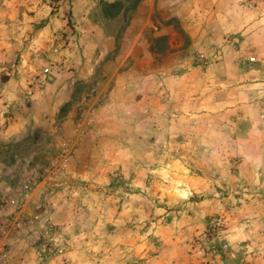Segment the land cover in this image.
<instances>
[{"label":"crops","instance_id":"1","mask_svg":"<svg viewBox=\"0 0 264 264\" xmlns=\"http://www.w3.org/2000/svg\"><path fill=\"white\" fill-rule=\"evenodd\" d=\"M9 4L12 7V1L0 0V24L6 29L0 30V69L11 68L0 80V229L9 226L1 235L8 243L1 264H20L28 257L36 264L30 242L46 236L47 222L35 211L44 179H34L14 217L8 201L32 178L27 173L30 155L34 158L48 149L47 142L53 143L55 152L61 134L80 143V134L89 130L82 127L79 134L80 128L64 115L56 125L55 111L65 99L61 85L66 76L82 69L83 63L93 67L99 60L105 77L96 85L97 95L84 102L82 118L126 119L128 112L134 124L125 133L144 135V140L155 135L152 141L166 150L183 151L181 157L168 158L169 167L194 162L207 167L200 171L204 190L216 198L235 197L240 203L228 208L226 224L231 232L221 240L228 245L244 240L238 248L249 259V215L236 221L234 215L250 202L264 203V0H139L122 26V9L96 21L89 16L92 5L87 3L91 38L86 32L90 45L87 41L84 47L75 44L74 34L63 35L65 29L60 34L48 30V42L40 36L46 28L22 42L27 32L14 31L17 21L26 29L39 15L28 11L18 17L16 12L15 17L6 8ZM199 51L208 56L216 52V63L196 65ZM43 67H49L44 75L48 86L44 91L27 90L26 82ZM31 132L39 133L41 142L27 144ZM169 173L167 178L173 179L176 173ZM259 179L263 183L254 193L252 181ZM256 210L264 216L263 210ZM15 217L13 230L10 221ZM56 262L57 257L47 264Z\"/></svg>","mask_w":264,"mask_h":264},{"label":"rangeland","instance_id":"2","mask_svg":"<svg viewBox=\"0 0 264 264\" xmlns=\"http://www.w3.org/2000/svg\"><path fill=\"white\" fill-rule=\"evenodd\" d=\"M10 1L12 7L9 4L6 8L9 12L12 9L15 17L16 12L31 11L39 15L38 21L32 22L29 27L31 32L17 21L14 31L27 32L22 42L45 28L40 36L42 42H48V30L55 29L60 34L61 29H65L63 35L74 34L75 44L84 47L87 41L90 45L91 38L87 3L92 5V15L89 16L96 21H102V17H112L122 9V26L129 10L139 0L112 3L105 0ZM3 8L5 13V6ZM0 30H6L4 24H0ZM175 30L180 33L176 27ZM86 32L90 38H87ZM37 45H41V42ZM94 56V53L89 55L92 59ZM23 61L28 63V60ZM94 63L93 67L87 62L83 63L82 69H79L82 72L77 69L66 76L61 85L65 99L55 111L56 125L63 121L64 115L68 116L73 126L80 128L79 134L82 127H89L86 134H80L83 136L80 143V140L76 144L68 135L62 134L56 139L57 149L58 142L69 140L74 146V155L62 168L49 167L57 150L54 152L53 143L47 142L48 149L40 150V154L34 158L31 155L28 157L27 173L31 174L30 179H44L39 193L40 201L35 208L47 222L44 229L46 236L43 238L62 248V254L51 259L57 257V264H264V216L256 213V209L264 211L263 202H250L249 207L234 215V221L245 220L249 215V259L238 248L239 243L245 242L241 239L236 244L234 242L235 245L227 244L224 253L209 254L200 245V239L210 238L208 223L220 214L224 217V226L213 234L214 245L223 242L221 236L231 232L227 230V210L231 205L235 207L240 204L235 203L237 199H224L227 195L216 198L204 190V174L200 171L207 167L198 166L195 162L184 168L175 165L169 167L168 158L181 157L182 150H166L152 141L155 135H149L144 140V135L140 137L125 133L124 129L129 131V126L134 124L128 112L126 119L100 117L91 122L82 118L84 102L90 96L97 95L96 85L101 84L105 77L100 60ZM53 64H56L55 60ZM10 69L7 68V71ZM0 70V80L8 77L4 73L6 69ZM30 81L25 84L29 91H44L48 86V77L38 89L32 88ZM101 95L98 93L99 99H102ZM107 126L110 128L105 129ZM34 133L27 136V144L33 143V140L41 142L39 133ZM188 162L192 163L190 159ZM169 172L178 175L174 174L170 179L167 178ZM262 183L260 179L252 181L254 193L259 192L257 188ZM32 219H36V216ZM29 260L28 257L20 264H31Z\"/></svg>","mask_w":264,"mask_h":264},{"label":"built area","instance_id":"3","mask_svg":"<svg viewBox=\"0 0 264 264\" xmlns=\"http://www.w3.org/2000/svg\"><path fill=\"white\" fill-rule=\"evenodd\" d=\"M217 53L214 52L213 55H205L203 52L199 51L194 56V61L196 65H199L201 67L210 66L212 64L216 63ZM252 59V58H250ZM49 71V67H43L41 69V72L39 74H36L34 77H32L30 81V85L34 89L40 88L44 82H45V74H47ZM74 146L71 144L69 140H62L58 142V149L56 152V155L54 156L53 160L49 162V167L59 166L62 168L67 163V160L70 159L74 154ZM34 179H29L21 184L20 189L16 193L14 197H11L9 199V204L13 206V217L16 216V213L19 211L22 199L26 195V193L31 189V187L34 184ZM17 218L11 219V228L13 230L17 227ZM224 217L220 216L213 219L211 222H209V226L207 231L209 232L210 238L203 237L200 239V245H202V248L204 251H206L209 254H216L224 253L227 250V243L225 241L214 245L213 238L214 235L217 233L219 227L224 226ZM9 226H5L3 229H0V264L5 257V246L8 244L6 241L3 240L2 233L8 228ZM50 227V226H49ZM214 234V235H213ZM31 248L35 255V261L36 264H47V262L54 256L62 254V248L58 245H54L53 242L48 241L47 239H44L42 236H38L35 239L31 240L30 242Z\"/></svg>","mask_w":264,"mask_h":264},{"label":"trees","instance_id":"4","mask_svg":"<svg viewBox=\"0 0 264 264\" xmlns=\"http://www.w3.org/2000/svg\"><path fill=\"white\" fill-rule=\"evenodd\" d=\"M111 6H114V4H112Z\"/></svg>","mask_w":264,"mask_h":264}]
</instances>
